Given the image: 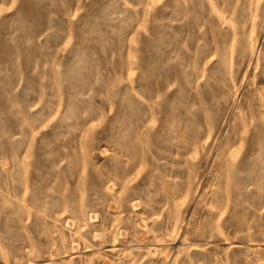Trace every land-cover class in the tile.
<instances>
[{
    "label": "rangeland",
    "instance_id": "rangeland-1",
    "mask_svg": "<svg viewBox=\"0 0 264 264\" xmlns=\"http://www.w3.org/2000/svg\"><path fill=\"white\" fill-rule=\"evenodd\" d=\"M0 264H264V0H0Z\"/></svg>",
    "mask_w": 264,
    "mask_h": 264
}]
</instances>
